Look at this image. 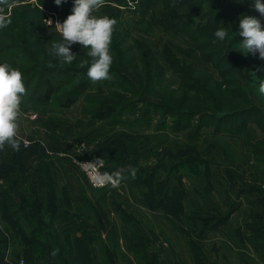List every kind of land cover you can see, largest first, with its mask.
Instances as JSON below:
<instances>
[{"label":"rangeland","instance_id":"obj_1","mask_svg":"<svg viewBox=\"0 0 264 264\" xmlns=\"http://www.w3.org/2000/svg\"><path fill=\"white\" fill-rule=\"evenodd\" d=\"M72 1L68 0V4ZM144 1L123 0L120 4H118L120 1L115 2L122 11V17L118 23L119 29L148 41L163 62L165 61L164 55L161 56L168 45L181 58L193 60L192 57L195 56L193 61L197 68L210 71L220 79L219 72L213 63L203 58L202 60L198 54H195L196 45L189 34L175 33L159 23L165 22L167 11L171 14L182 15L189 11L192 15L188 20L193 22L194 28L216 15L221 19V23L228 24L229 31H231L232 25L227 16L229 13L225 12L224 2L193 0L195 4L193 9L178 4L171 11L170 6L174 1L170 0L166 8L164 6L166 1L152 0V2L156 1L160 9L155 14V21L153 19H146V21L142 13H135ZM11 8L12 6H9L8 11L2 8L3 14L9 16ZM61 8L62 14L65 15L67 0L65 4L62 3ZM183 18L186 20V17ZM170 19L176 22L174 17ZM233 47L237 45L233 44ZM223 49L226 52L235 53L233 49L227 47L225 42L222 49L218 51L213 49L217 52L218 59L226 66L229 58H224L223 53L225 55L226 53ZM234 56L238 60L237 56ZM262 61L256 59L255 62ZM231 64L229 77L237 79L241 72L238 69L239 61H232ZM164 66L167 67V73H172V78L168 79L169 83L177 87L180 84V78L172 72L168 63ZM251 75L249 76L251 87L256 93L253 102L258 108L249 105L247 108L251 107V111L246 115L239 114L224 120L204 121L199 132L195 130L198 119L192 120V125L190 121H185L190 128L182 131L163 129L173 136L174 142L179 144L165 147L161 151V161L156 163L150 172L147 166L140 163H138L140 168L132 165L136 169V176L133 180L137 184H141L140 180H145V183L142 182L145 192L141 197L139 193L134 194L133 201L129 196L125 202L127 208L120 201L116 202L115 207L117 209L122 207L131 215L138 217L146 234L150 257L159 256L161 261L165 260L170 264H197L199 262L264 264V95L259 92V82L264 80V67L261 75ZM99 83H93V87L78 100V105H72L67 109L58 108L53 102L40 105L29 104V100L26 103L25 100L29 96L27 92L21 103V115L18 121V135L22 140L20 149L14 151L6 147L2 151L3 161L0 162L3 178L0 184H14L19 193L11 192V194L19 205L31 210L34 202L38 200L46 206L53 203L58 211L67 214L69 218L83 222L79 226L82 232L90 230L93 224L92 215L87 208L88 204L96 207V203L99 202L106 210L111 209L101 201L104 193L107 192L106 188H92L84 174L72 163L73 157L78 153L96 160L95 151L106 147L104 146L106 144L94 142L98 139L95 136L88 139L89 137H86L84 132L79 133V128H77L81 119L88 118L82 114L84 108L79 109L83 105L85 107L86 96L102 93L105 90L103 83L100 81ZM161 119L163 117L157 116L154 122L158 124V120ZM172 119L167 118L169 125ZM55 123L56 126L53 127ZM97 125L102 126L101 123ZM249 127H253L254 132L246 133ZM251 143L258 144L260 151L253 149ZM125 147V143L121 141L112 147H106L105 151L110 152V149L117 155L125 156ZM51 156L60 162L66 160L68 165L66 169L55 166L57 168L51 174L46 165V159ZM39 166L41 169L37 171ZM104 166L107 168L105 162ZM123 167L124 165L119 166L120 169ZM160 169L162 173L166 172V176L162 174L163 181L155 184V178H150V175ZM143 177L144 179H141ZM69 180L74 184H68ZM150 194L152 199L149 201L146 196ZM194 198H197V202ZM139 200L143 206H140ZM158 204H161L163 208L156 209ZM2 211L3 204L0 199L1 214ZM151 214L155 216H150ZM219 222L223 223L217 224ZM213 224L217 225L210 228ZM4 228L6 226L0 220V229ZM123 240L124 243L120 242L118 246L120 248L119 264H131L130 261L135 263L130 248L123 247L124 244L128 245L129 238L127 242ZM93 246L97 248L96 243L90 245L91 248ZM6 256L3 264H16L19 256L22 255L19 254L16 258L14 248L10 247ZM93 257H95V264H100L101 255L96 258L93 252Z\"/></svg>","mask_w":264,"mask_h":264},{"label":"trees","instance_id":"obj_2","mask_svg":"<svg viewBox=\"0 0 264 264\" xmlns=\"http://www.w3.org/2000/svg\"><path fill=\"white\" fill-rule=\"evenodd\" d=\"M116 1H120L118 4L123 3V0H106L105 5L96 13L115 18L117 21L110 44V54L113 56L110 67L112 78L100 81L105 88L104 92L86 96L83 114L110 126L150 125L157 120V116H161L163 119L158 120V128L161 130L170 128L174 131L190 128L193 124L191 121L198 119L195 130L199 132L204 121L224 120L239 114L246 115L251 111V107H257L253 102L256 93L251 87L249 76L251 73L261 75L264 60L257 63L256 59L260 60L258 55L251 53L245 55L240 51L243 40L239 35L240 27L228 14L232 30L224 41H219L214 35L215 32L218 27L221 28L223 25L227 27L226 22L221 23L219 16L215 15L206 23L194 28L193 22L188 20L192 15L191 12L186 11L183 15L171 14L170 11L165 13V22L161 21L159 24L175 33L189 34L195 42L196 50L205 61L213 63L220 77L219 79L212 72L197 68L193 60L177 56L167 45L164 50L165 60L181 80L177 87H173L165 77L166 67L149 42L119 29L118 23L122 11ZM171 1H174L170 6L171 11L178 4L189 9L195 6L193 0ZM151 3L152 0H145L142 5L147 6ZM74 4L75 0L71 4H68L67 0L65 15L62 14V4L56 5L55 0H7V5L0 4V8L7 11L8 7L12 6L9 15L11 24L0 29V63L7 61L22 72L26 93H29L26 103L29 100V104L40 105L53 102L58 108L67 109L93 87V82L87 76L92 58L86 55L87 50L82 45L76 43L71 46V50L77 56L70 65L62 63L60 58L50 54L52 44L62 42L63 38L54 24L51 27L45 24L47 13L41 10L42 6L47 11L57 13L65 21L72 14ZM173 17L176 22L170 19ZM183 17H186V20ZM224 42L235 53L223 49L226 53V55L223 53L224 58H229L226 66L218 59V54L215 52L222 49ZM233 44L237 47H233ZM235 60L239 61L238 69L241 72L237 79H232L229 73L231 62ZM84 61L88 63L80 67ZM25 96L22 97V102ZM249 105L251 107L247 108ZM167 118H173L170 125ZM185 121H190V125ZM55 126L56 123L53 127ZM104 146L109 147V145ZM251 146L260 151L258 144L251 143ZM106 147L95 151L97 158L103 159L107 164V168L104 166V172L112 173L120 169V165H124L121 169L132 165L139 167L138 162L129 157L126 147L125 156L117 155L110 149V152H107ZM1 161H3L2 151H0ZM155 172L157 170L150 175V178ZM2 179L0 167V183ZM140 182L145 183V180ZM11 192H18L14 184H0V199L3 204L0 220L6 226L0 229V263L5 260L8 249L13 247L16 258L19 254L22 255L19 257H23L26 264H95L90 245L96 243L101 255L100 264H119L117 248L120 245V238L103 204L98 202L96 207L88 204L87 208L93 219L91 229L80 231L79 235L72 237L61 235L58 231L55 223L58 210L53 203L46 206L38 200L29 210L28 207L19 205ZM146 198L150 201L151 194ZM155 208H163V206L158 204ZM164 208L166 209V206ZM117 211L129 227V248L135 263L170 264L165 260L161 261L159 256L150 257L146 234L140 220L122 207ZM213 225L210 228L216 226ZM130 262L135 264L133 261Z\"/></svg>","mask_w":264,"mask_h":264},{"label":"clouds","instance_id":"obj_3","mask_svg":"<svg viewBox=\"0 0 264 264\" xmlns=\"http://www.w3.org/2000/svg\"><path fill=\"white\" fill-rule=\"evenodd\" d=\"M63 2L65 0H55L58 6ZM105 2L106 0H75L72 14L63 23L55 22L56 29L62 34L63 39L62 42L53 43L50 49L52 56L70 65L77 56L71 50V46L76 43L82 45L87 50L86 55L92 58L87 76L93 83L112 78L110 67L113 56L110 54V44L117 21L107 15L95 14L105 5ZM0 4L7 5V0H0ZM253 8L260 17H264V0H254ZM11 22L10 16L3 14V9L0 8V29L8 27ZM45 24L51 27L53 21L45 20ZM239 27V35L243 37L240 51H243L245 55L248 53L256 55L258 52L259 58L264 60V26L261 19L254 15H244L240 19ZM228 34L229 28L223 25L214 35L217 40L224 41ZM87 63V61L82 62L80 67H84ZM165 77L171 79L172 73H166ZM259 92L264 95V80L259 82ZM26 94L22 72L12 67L7 61L0 63V151L5 150L6 147L14 151L20 149L22 140L18 135V121L21 115L22 97ZM79 164L84 171L91 170V173H94L90 174L94 186L103 187L110 184L113 188H117L126 178L125 172L129 173L133 179L136 176V169L131 166L112 173H101L98 169L103 166V159L99 158L93 162Z\"/></svg>","mask_w":264,"mask_h":264},{"label":"crops","instance_id":"obj_4","mask_svg":"<svg viewBox=\"0 0 264 264\" xmlns=\"http://www.w3.org/2000/svg\"><path fill=\"white\" fill-rule=\"evenodd\" d=\"M166 1L165 7L167 8V3L170 0H164ZM254 0H225L224 1V9L225 12L229 13V16L233 19L234 23L239 26L240 25V19L244 15H254L261 19L262 26H264V17H260V14L255 11L253 8ZM165 8V10H166ZM158 5L156 4V1L151 3L150 5H142L140 8L135 10L136 12L142 13V15L145 17V20H156V12H158ZM164 10V11H165ZM163 11V13H164ZM149 15V17H148ZM151 15H153L151 17ZM147 21V20H146ZM230 22V21H229ZM155 23V22H154ZM227 28H230L228 24L226 23ZM231 31H229L230 33ZM225 44H227L225 42ZM155 54L159 58V60L162 63H166V60L163 62L160 59V56L155 51ZM195 54H198L201 57V54L199 52H195ZM164 53H162L163 57ZM256 55H259L257 52ZM165 59V57L163 58ZM193 60H195V56L192 57ZM203 60V59H202ZM164 63V65H166ZM167 71V67H166ZM173 72V71H172ZM79 103L73 104V106L78 105ZM72 107V106H71ZM69 107V108H71ZM84 105L79 107V109L83 110ZM83 114V113H82ZM85 115V114H84ZM87 116V115H85ZM88 120L81 119L79 121V126L77 125V128H79V133L84 132V135L86 137H96L94 142L97 144H106L109 145V147H112L118 142H124L126 146L127 153L129 157L133 160H136L138 163H140L143 166H147L149 168L148 172L153 170L156 163L161 161L162 158V150L166 147H168L171 144H176L177 142H174L173 136L166 132V130H161L158 128L157 123L153 122L150 125H138V124H130V125H115V126H106L102 122H100L97 119H93L90 116H87ZM101 123L102 126H98L97 124ZM250 128V127H249ZM249 130V131H248ZM246 133H250L251 131L254 132V128L251 127L248 129ZM245 133V134H246ZM96 134V135H94ZM174 142V143H173ZM179 144V143H177ZM168 150V149H167ZM164 154V153H163ZM166 155V152H165ZM37 156V155H36ZM39 157V156H38ZM66 160L59 161L57 158L54 157H48L46 159V165L48 166L49 172L52 174L56 170L58 166L60 169L63 168L64 170L68 166ZM45 164V162H44ZM55 167V169H54ZM166 167V166H165ZM164 167V168H165ZM41 166L37 169V171H40ZM163 169V168H162ZM162 169L157 171L156 175L153 177L155 178V184H160L163 179H161V175L164 174L166 176V172L162 173ZM58 170V169H57ZM65 173V172H64ZM125 179L121 181L119 187L113 188L110 184L106 187V191L109 192V194L106 192L104 193L103 197L101 198L104 203H106L111 209L107 210L110 220L114 223L116 230L118 232L120 242L124 243V240L127 242V238H129V227L128 225L122 220L119 212L117 211V208L115 207L116 202L120 201L122 202V205L126 207L125 202H127V198L131 196V201H133V198L135 197L134 194L139 193V196L141 197L143 193L145 192V188L142 187V184H137L134 182L133 178L130 174H125ZM68 184H74L73 182L68 181ZM143 199V198H142ZM197 202V198H194ZM135 201V200H134ZM144 201V200H143ZM124 202V203H123ZM47 203V202H45ZM140 206H143L142 202L139 200ZM187 204V203H186ZM46 205V204H44ZM127 208V207H126ZM89 214V213H88ZM91 217V215H89ZM150 216H155V214H151ZM138 218V217H137ZM55 222L56 227L61 235H70L72 237H75L79 235L81 229H79V226L83 222L76 221L72 218H69L67 214L62 213L60 211L57 212L55 216ZM79 222V223H78ZM122 243V244H123ZM91 248L92 254L93 252L96 254V258L100 255L99 249ZM123 247H129L128 245L124 244ZM120 251V248H117V252ZM95 258V257H94ZM96 260V259H95ZM3 262V261H2ZM1 262V263H2ZM0 263V264H1ZM3 264V263H2Z\"/></svg>","mask_w":264,"mask_h":264},{"label":"built area","instance_id":"obj_5","mask_svg":"<svg viewBox=\"0 0 264 264\" xmlns=\"http://www.w3.org/2000/svg\"><path fill=\"white\" fill-rule=\"evenodd\" d=\"M43 10L47 13V18L45 20H52L53 21V24L55 25V22L56 21H60L61 23H63V20L62 18L55 12H51V11H47L46 9L43 8ZM35 116V115H34ZM95 161L94 159L92 158H89L88 156H82L80 153H78L77 155H75L72 159V163L74 164V166L80 170L84 176L87 178V181L89 183V185L92 187V188H95V189H104L106 188L108 185H105L103 187H99V186H94V183L92 182V180L90 179V174H94V173H91V170H89L88 172L84 171L82 169V167L80 166L79 163H87V162H93ZM79 162V163H78ZM99 172L103 173L104 172V162H103V166L100 167L98 169ZM7 258V256H6ZM5 258V259H6ZM16 264H26V261L23 257H20L18 258V260L16 261Z\"/></svg>","mask_w":264,"mask_h":264}]
</instances>
